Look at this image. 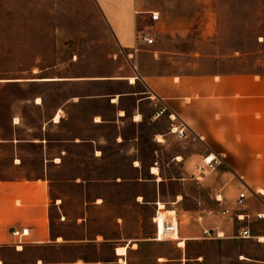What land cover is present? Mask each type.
Instances as JSON below:
<instances>
[{
    "label": "crops",
    "instance_id": "obj_1",
    "mask_svg": "<svg viewBox=\"0 0 264 264\" xmlns=\"http://www.w3.org/2000/svg\"><path fill=\"white\" fill-rule=\"evenodd\" d=\"M93 1L113 46L103 63L97 52L58 63L34 56L18 76L0 77V148L11 145L12 170L0 174V264H140L147 245L168 241H176L174 255H158L156 264H201L207 256L208 264H264V216L257 217L264 214V69H246L239 50L208 52V40L221 41L208 37V15L201 34L192 35V22L173 17L170 0ZM152 12L160 13L158 21ZM146 32L153 44L138 40ZM104 63L111 71H102ZM57 86L68 91L52 106L47 99ZM11 88L27 93L7 96ZM148 126L150 142L162 149L146 153ZM173 126L195 136L179 138ZM110 129L128 164L89 172L75 148L87 143L91 158L111 160L104 134ZM210 153L226 156L231 167L203 173L199 166ZM64 184L80 186L81 194L60 190ZM91 185L130 186V201L142 210L117 211L122 196L91 192ZM157 202L175 211L177 240L154 238ZM26 227L19 242L13 230ZM204 229L214 236L204 237ZM244 230L250 236L240 235ZM196 243H208V255L189 254Z\"/></svg>",
    "mask_w": 264,
    "mask_h": 264
},
{
    "label": "rangeland",
    "instance_id": "obj_2",
    "mask_svg": "<svg viewBox=\"0 0 264 264\" xmlns=\"http://www.w3.org/2000/svg\"><path fill=\"white\" fill-rule=\"evenodd\" d=\"M172 4L171 14L173 17H181L183 20L192 22L195 29L192 35H200L204 26L203 17L208 15V37H221V41L211 42L208 40V52H232L239 50L244 53V66L249 68L264 69V0H170ZM198 28V29H197ZM109 36L106 25L98 13L93 0H0V77L18 76L19 68L34 56L37 59L46 60L47 63H58L61 59L89 52L98 53L96 57L103 63L104 54L111 51L112 43L106 38ZM94 55V54H93ZM101 67L102 71L109 72L106 63ZM39 90V88H38ZM68 91L59 86L54 87L48 96V103L55 106L62 96ZM6 95H25L26 89H6ZM6 115L7 112H4ZM36 114H38L36 112ZM9 131V125H3ZM85 128H92L88 122ZM151 128L145 129L146 141L143 149L146 153L154 146L150 142ZM109 142L105 149L108 154H114L111 160L98 162L91 158V146L83 144L76 147L81 158L85 162V169L89 172L103 169L104 165L111 163L112 168L124 169L128 164V157L118 152L122 146L114 144L111 140V129L106 131ZM175 147L176 142L173 141ZM27 150H35L30 145L24 146ZM126 149V148H125ZM11 145L6 144L0 148V174L12 173L11 170ZM225 165L231 167L226 156H221ZM69 169L76 167V159L68 161ZM39 162L28 163L29 169L37 168ZM59 175H67L62 171ZM92 174V173H91ZM111 175H134V172H114ZM63 190L70 195L81 194V187L74 184L61 185ZM91 192H98L102 185H91ZM110 193L122 196L116 203L117 211L129 209L134 213L140 212L135 203L130 201L134 190L130 186L124 190L118 186L106 187ZM104 189V190H105ZM194 189V188H193ZM261 190V189H257ZM126 200V204L122 202ZM167 209V208H166ZM169 211V209H167ZM166 215L176 217L169 211ZM176 241H168L162 244H149L139 256L140 264H156L158 255H174ZM12 253V249H6ZM189 254L205 253L208 255V243H196L193 248L188 247ZM165 264H179L177 262ZM201 264H208L207 260Z\"/></svg>",
    "mask_w": 264,
    "mask_h": 264
},
{
    "label": "built area",
    "instance_id": "obj_3",
    "mask_svg": "<svg viewBox=\"0 0 264 264\" xmlns=\"http://www.w3.org/2000/svg\"><path fill=\"white\" fill-rule=\"evenodd\" d=\"M151 18L154 21H158L160 19V13L159 12H152L151 13ZM138 40H142L147 44H153L155 41L154 35H152L149 32L143 33L142 35L138 36ZM132 54H129V57H131ZM134 68H136L134 66ZM167 110L166 105L160 110L157 111L156 115L160 116ZM172 132L175 133L179 138H189V137H194V133L188 132L186 127L179 128L177 127H172ZM225 165V162L223 158L220 155L210 153L207 156L204 157L202 164L199 166V169L205 173L207 170H213L216 169L219 166ZM248 188L245 187L244 190H242L236 200V205L240 209L245 208V199L247 196ZM157 208L155 211V214L153 216V222L156 225V232L154 238L158 241L161 240H177L178 239V221L176 217L172 215H166L168 210L166 209L165 205H161L160 202H157L156 204ZM223 215H230L232 214L231 209H224L222 211ZM264 214L259 213L257 214L258 218H262ZM238 218H244L245 215H237ZM204 237H213L214 234L208 229H204ZM29 234V227L22 228V229H15L13 230V235L18 238V241L21 242L23 237L28 236ZM240 235L247 237L250 236V231L249 230H244L240 233ZM217 236H219V233H217Z\"/></svg>",
    "mask_w": 264,
    "mask_h": 264
},
{
    "label": "bare ground",
    "instance_id": "obj_4",
    "mask_svg": "<svg viewBox=\"0 0 264 264\" xmlns=\"http://www.w3.org/2000/svg\"><path fill=\"white\" fill-rule=\"evenodd\" d=\"M133 79H134V78H133ZM40 102H41V101H40ZM59 117H60V116L58 115V116L56 117L55 120L57 121V120L59 119ZM157 170H158V169H154V171H157ZM157 172H158V171H157ZM261 191L263 192V190H261ZM169 211H171L172 213H175L174 210H169ZM169 211H168V212H169ZM168 212H167V213H168ZM177 236H178V235H177ZM178 237H179V236H178ZM179 242H180V246H184V245L186 244V241H185L184 239H180ZM125 251H126V250H125V248H123V247H120V248L118 249V252H119V253H125Z\"/></svg>",
    "mask_w": 264,
    "mask_h": 264
}]
</instances>
